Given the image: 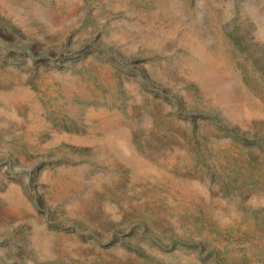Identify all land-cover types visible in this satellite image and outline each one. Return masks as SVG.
Returning <instances> with one entry per match:
<instances>
[{"label":"rangeland","instance_id":"obj_1","mask_svg":"<svg viewBox=\"0 0 264 264\" xmlns=\"http://www.w3.org/2000/svg\"><path fill=\"white\" fill-rule=\"evenodd\" d=\"M0 264H264V0H0Z\"/></svg>","mask_w":264,"mask_h":264}]
</instances>
